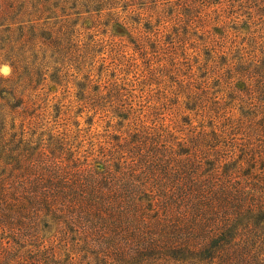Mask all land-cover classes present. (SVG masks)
<instances>
[{
    "label": "rangeland",
    "instance_id": "rangeland-1",
    "mask_svg": "<svg viewBox=\"0 0 264 264\" xmlns=\"http://www.w3.org/2000/svg\"><path fill=\"white\" fill-rule=\"evenodd\" d=\"M4 67L11 190L52 168L154 171L178 152L264 174V0H0Z\"/></svg>",
    "mask_w": 264,
    "mask_h": 264
},
{
    "label": "trees",
    "instance_id": "trees-1",
    "mask_svg": "<svg viewBox=\"0 0 264 264\" xmlns=\"http://www.w3.org/2000/svg\"><path fill=\"white\" fill-rule=\"evenodd\" d=\"M7 146L0 161L18 164ZM172 154L110 180L52 168L12 190L2 169L0 264H264V174Z\"/></svg>",
    "mask_w": 264,
    "mask_h": 264
},
{
    "label": "clouds",
    "instance_id": "clouds-1",
    "mask_svg": "<svg viewBox=\"0 0 264 264\" xmlns=\"http://www.w3.org/2000/svg\"><path fill=\"white\" fill-rule=\"evenodd\" d=\"M10 70L7 67H4L3 69H0V72L3 74H7Z\"/></svg>",
    "mask_w": 264,
    "mask_h": 264
}]
</instances>
